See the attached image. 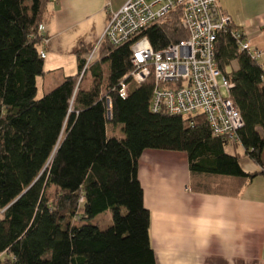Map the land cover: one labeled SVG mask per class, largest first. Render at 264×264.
<instances>
[{
	"label": "trees",
	"instance_id": "obj_1",
	"mask_svg": "<svg viewBox=\"0 0 264 264\" xmlns=\"http://www.w3.org/2000/svg\"><path fill=\"white\" fill-rule=\"evenodd\" d=\"M50 1L0 0V264H157L138 178L142 153L184 152L192 190L238 195L264 175L263 65L239 51L245 38L233 24L218 34L216 64L233 84L243 120L234 144L260 167L246 172L203 114L151 110L153 77L119 95L131 66L128 44L103 41L100 58L82 72L83 58L77 74L36 98L47 38L38 26ZM143 34L156 49L187 37L177 11ZM101 62L108 63L106 80ZM108 123L121 125L123 137L110 135Z\"/></svg>",
	"mask_w": 264,
	"mask_h": 264
},
{
	"label": "crops",
	"instance_id": "obj_2",
	"mask_svg": "<svg viewBox=\"0 0 264 264\" xmlns=\"http://www.w3.org/2000/svg\"><path fill=\"white\" fill-rule=\"evenodd\" d=\"M126 1L49 2L44 92L78 73L80 61L101 40L110 13ZM218 5L260 52L258 61L264 66V0H218ZM231 66L236 69V62ZM225 150L240 157L244 171L260 169L242 146L229 143ZM138 178L157 264H264V175H256L236 196L196 192L186 153L147 149L139 159Z\"/></svg>",
	"mask_w": 264,
	"mask_h": 264
},
{
	"label": "built area",
	"instance_id": "obj_3",
	"mask_svg": "<svg viewBox=\"0 0 264 264\" xmlns=\"http://www.w3.org/2000/svg\"><path fill=\"white\" fill-rule=\"evenodd\" d=\"M174 11L179 12L187 37L154 48L144 31ZM231 24V17L221 10L218 0H127L110 13L101 40L84 57L82 72L96 60L103 41L113 47L128 44L131 66L118 85L121 97L128 95L131 86L153 77L152 111L163 109L179 115L201 113L214 136L226 137L233 144L238 141L237 133L243 120L230 96L233 84L222 74L215 60L217 36L226 32ZM38 31L44 34V24L38 26ZM233 36L240 39L239 32ZM47 42L43 35L42 58L46 56ZM239 51L248 52L256 60L260 56L246 39L239 40ZM218 77H221L220 82ZM261 78L264 80V67ZM262 258L264 260V250Z\"/></svg>",
	"mask_w": 264,
	"mask_h": 264
},
{
	"label": "rangeland",
	"instance_id": "obj_4",
	"mask_svg": "<svg viewBox=\"0 0 264 264\" xmlns=\"http://www.w3.org/2000/svg\"><path fill=\"white\" fill-rule=\"evenodd\" d=\"M100 69L102 71V75H103V79L106 80L107 77H108V63L106 62H101V65H100ZM91 70H89L86 74V76L84 77L83 81H82V84L83 85H87L89 82H90V79H91ZM36 80H37V83H36V86H37V93H36V98H39L41 97L44 93L45 90V86L48 82V78H43L41 75L40 76H37L36 77ZM218 81L220 82L221 81V77H218ZM222 94L225 95V90L222 89ZM111 117V114L108 113V119H110ZM107 131L110 135H114L115 137H123V133L121 131V125H114V124H111V123H108L107 124ZM229 145V143H228ZM108 213V223L111 221V217H110V213Z\"/></svg>",
	"mask_w": 264,
	"mask_h": 264
},
{
	"label": "bare ground",
	"instance_id": "obj_5",
	"mask_svg": "<svg viewBox=\"0 0 264 264\" xmlns=\"http://www.w3.org/2000/svg\"><path fill=\"white\" fill-rule=\"evenodd\" d=\"M264 67V66H263Z\"/></svg>",
	"mask_w": 264,
	"mask_h": 264
}]
</instances>
